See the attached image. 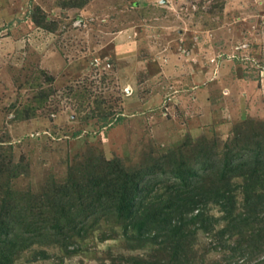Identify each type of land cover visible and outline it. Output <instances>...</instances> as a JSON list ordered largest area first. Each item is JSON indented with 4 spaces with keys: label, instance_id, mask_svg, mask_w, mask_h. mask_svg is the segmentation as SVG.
I'll list each match as a JSON object with an SVG mask.
<instances>
[{
    "label": "rangeland",
    "instance_id": "rangeland-1",
    "mask_svg": "<svg viewBox=\"0 0 264 264\" xmlns=\"http://www.w3.org/2000/svg\"><path fill=\"white\" fill-rule=\"evenodd\" d=\"M263 149L264 0H0V211L26 225L29 200L57 235L11 264H264V214L250 208L264 206V167L229 179L228 211L202 198L227 185L204 171L189 214L204 220L183 241L138 232L157 229L173 175L143 185L145 209L127 221L94 210L84 222L74 205L78 187L119 167L223 170Z\"/></svg>",
    "mask_w": 264,
    "mask_h": 264
},
{
    "label": "trees",
    "instance_id": "trees-1",
    "mask_svg": "<svg viewBox=\"0 0 264 264\" xmlns=\"http://www.w3.org/2000/svg\"><path fill=\"white\" fill-rule=\"evenodd\" d=\"M218 163L216 159H207V167L203 166L204 168L182 163L178 169L165 170L164 174L151 170L133 175V173H126L123 167H119L114 172H107L93 178L86 186L78 187L79 193H82L83 196L86 195V197H80L78 201H74V205L78 209L77 211L81 212L80 214L83 219H80L84 222L87 218V216L86 218L84 217V213L86 212L89 215L94 214V210L97 214L113 212L119 216L117 218L120 220L127 221L134 218L137 212L139 213L145 209V201L148 195L144 192L143 185L148 184L149 187L150 184L160 180L161 177L173 175L176 178L173 185V194L169 196L163 207H158L153 217L156 223L158 222L157 229L152 233V230L148 227L150 221H146L139 226L138 232L146 239L155 240L163 237L164 240L170 242L177 241L178 239L183 241L189 235L187 225L192 221L195 222V220H197L196 222L201 221V219L204 220L201 210L192 215V217L189 216L190 212L195 208L194 205L198 203L196 198L201 189L203 172L205 171L204 175L207 174L208 176L216 169H219L222 181L223 179L227 181V185L224 188L218 189L215 195L207 191L203 194L202 198L207 199L208 202L210 197L215 196V201L228 211L230 205L233 206L236 202L235 198L230 195L232 191L229 179L239 174H248L249 180L251 177L253 179L258 177L259 168L264 167V149L261 151L252 150L247 156L235 154L232 158L230 157L226 160L223 170L217 167ZM253 185H247L244 189L248 205L259 203L255 201L258 196L253 192ZM59 194L57 201L66 210L67 207H70L69 201H73L71 193L67 190V192ZM88 199H90L89 203L87 202ZM28 205L30 206V210L32 209V214L27 217L26 225L22 224L21 221L5 217L7 214L3 213V215L2 210L0 211V264H11L13 257L24 247L40 241L44 242L46 240H41L44 237L48 238L50 236L54 238L57 236L56 232L49 233V231L53 230L52 226H50L51 219L49 215L47 214L46 216L43 213V209L40 213L35 212L38 205L31 203L29 200ZM254 206L255 208L250 207L253 209V215L257 212L264 214V206L261 207V210L256 209L257 205ZM63 209L61 212H63ZM245 219L248 221V217H245ZM73 229L78 231L79 229L82 230L83 227L77 229V225H74L69 230ZM239 229L242 231V228ZM250 239L253 238L250 236ZM256 241L258 242V240ZM256 241H254L255 244ZM249 244L251 245V243ZM221 245L226 246L227 240L223 238ZM246 245L248 244L246 243ZM178 246L181 247L180 244ZM244 254L245 252L242 253V255ZM143 262L150 264L147 260Z\"/></svg>",
    "mask_w": 264,
    "mask_h": 264
}]
</instances>
